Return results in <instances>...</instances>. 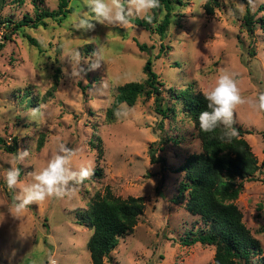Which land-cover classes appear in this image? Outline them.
Segmentation results:
<instances>
[{"label":"rangeland","instance_id":"374dc122","mask_svg":"<svg viewBox=\"0 0 264 264\" xmlns=\"http://www.w3.org/2000/svg\"><path fill=\"white\" fill-rule=\"evenodd\" d=\"M16 1L0 3V22L33 16L36 3L49 11L59 6V0ZM207 1L186 0L162 40L134 25L125 29L93 21L94 29L80 28L83 14L94 19L85 0H69L65 10L72 12L68 17L61 22L46 20L45 28L17 32L9 30L11 26L6 28L8 40L0 51V138L11 145V138L17 137V151L27 150L29 155L17 162L16 154L0 151V264H50V260L91 264L87 242L93 231L77 224L76 213L86 212L89 201L96 194L103 196L106 188L122 199L142 198L145 207L132 234L119 240L104 264L212 263V247L181 244L188 232H195L204 222L185 210L184 203L173 201L182 180V173L175 169L200 150L192 124L183 120L172 129L168 120L155 113L152 98H139L127 118L109 121L105 117L116 87L145 78L143 67L148 57L164 82L165 98L167 87L180 89L187 83L206 92L222 69L236 75L242 95L255 98L264 93V33L257 24L253 34L246 31L242 25L245 12L237 11L241 0H217L219 6L212 14L203 9ZM262 7L264 0H254V6H249L256 22L264 17ZM7 24L11 25H3ZM24 35L40 48L30 45ZM137 44L146 45L148 51L141 52ZM160 45L168 51L158 53ZM86 47L91 51L85 52ZM98 50L103 55L99 69L87 71L84 79L70 75L75 51L83 63L92 62ZM25 88L37 98L28 108L18 98ZM39 105L44 106L43 118L31 115V109ZM234 118L238 127L250 133L244 139L260 167L264 160V112L244 105L236 109ZM94 136L103 151L100 162L98 152L89 146ZM170 136L176 143H163ZM41 137L43 146L37 150ZM59 143L77 150L74 169L88 166L94 171L99 166L102 178L90 177L70 197L32 203L17 213L6 196L7 169L19 167L21 171L22 183L12 189L16 202L18 191L31 179L28 173L44 167ZM152 150L163 162L150 161ZM253 177L243 182L235 204L264 254V168Z\"/></svg>","mask_w":264,"mask_h":264},{"label":"trees","instance_id":"16d2710c","mask_svg":"<svg viewBox=\"0 0 264 264\" xmlns=\"http://www.w3.org/2000/svg\"><path fill=\"white\" fill-rule=\"evenodd\" d=\"M4 1L0 0V3L2 4ZM185 1L160 0L161 7L153 10L151 23L146 22L144 17H135L132 18L131 25L156 34L162 40L178 16L176 11L184 7ZM16 2L21 4L23 0ZM241 2L246 3L247 0H241ZM68 3L69 0H59L56 11H49L40 3L33 4V16L25 14L21 20L13 23L6 20L4 23L11 25L7 24L5 27L8 30L11 26L9 30L17 32L23 28H45L46 20L61 22L72 12V9L65 10ZM218 6L217 0H208L203 5V9L207 14H212L214 8ZM261 10H264V7ZM162 12L164 14L160 18ZM254 18L255 16L250 14L249 6L246 7L242 25L249 34H253L256 24L264 33V17L257 19L258 22ZM4 23L0 22L1 25ZM24 38L30 45L40 48L31 37L24 35ZM6 40H8V36L5 34L0 43V51L4 48ZM137 46L141 52L148 51L144 44H137ZM84 50L85 52L91 51L89 47ZM164 50L168 51V48L160 45L158 53H163ZM158 56L160 55L158 54ZM143 72L145 78L142 81L116 87L112 103L106 110L105 117L106 120L114 121L116 118L114 111L123 102H126L128 107H133L139 98L146 100L152 98L155 113L162 120H168L172 129H177L178 122L183 120L192 124L200 150L188 155L183 164L175 169V173H182V180L179 182L173 201L175 204L184 203L185 210L192 216L199 217L204 222V226L198 227L195 232H188L181 239V244L186 247L196 244L212 247L214 256L210 264H264V254L260 242L252 236L243 223L242 213L235 204L243 190V182L254 180L255 173L261 167L264 168V160L259 167L244 139V136L250 133L234 124L239 135L231 142H226L218 138L222 132L221 128L211 133L202 132L198 116L201 111L207 110V101L204 99L203 92L194 83H187L180 89L167 87L168 98H165L163 94L164 82L154 72L150 57L144 64ZM55 88L54 85L49 94ZM81 88L83 89L82 86ZM18 98L25 108L32 106L37 101V98L33 97L27 88L23 89ZM169 141L174 143L171 136L167 137L163 143L166 144ZM42 146L43 137L39 139L37 150H40ZM89 146L98 152V162H100L103 151L100 148L98 137L94 136L89 142ZM0 151L15 155L17 137L11 138V145H6L0 138ZM150 161L153 164L163 162L153 150L150 154ZM101 178V167L98 166L97 169H94L91 179ZM88 180L86 179L83 184ZM105 191L103 196L96 194L94 199L89 201L86 212L76 213L77 224L88 226L93 231L87 242L91 264H104V260L115 250L119 240L132 234L145 207L142 198L122 199L115 197L108 188ZM6 196L14 205L12 189H8Z\"/></svg>","mask_w":264,"mask_h":264},{"label":"clouds","instance_id":"9594fccd","mask_svg":"<svg viewBox=\"0 0 264 264\" xmlns=\"http://www.w3.org/2000/svg\"><path fill=\"white\" fill-rule=\"evenodd\" d=\"M86 7L94 16L93 20L88 18L87 13L79 20V27L86 31L95 27L93 21L120 26L127 29L131 25L134 17L143 16L146 22L151 23L153 10L161 7L160 0H85ZM254 6V0H247L246 3H239L237 11L241 14L246 7ZM229 14L234 15L231 9ZM95 59L92 62H81L79 51L73 53V63L70 66V75L79 79H84L87 71H95L101 67L103 60L102 50L93 53ZM83 65H88L86 69ZM240 82L236 75L226 69H222L217 76L215 85L203 93L207 101V110L200 112L198 116L199 127L202 132L211 133L221 128V141L231 142L239 135L234 127L235 113L239 106L247 105L255 111L264 112V93L257 97H246L242 95ZM43 105L31 109V115L43 118ZM134 109L128 107L126 102L121 103L114 111V115L119 118H127ZM27 150H18L15 156L17 162L28 157ZM78 152L74 148L68 147L64 143H59L57 150L50 156L44 167L28 173L30 180L16 195V202L13 207L17 213L22 212L28 205L36 202H43L49 198L70 197L79 190V186L86 179L93 175L91 167L82 166L78 170L72 166L74 158ZM21 171L19 167H10L6 171L5 182L8 189H16L22 182L20 180ZM50 264H56L55 260H50Z\"/></svg>","mask_w":264,"mask_h":264},{"label":"built area","instance_id":"2783aa9c","mask_svg":"<svg viewBox=\"0 0 264 264\" xmlns=\"http://www.w3.org/2000/svg\"><path fill=\"white\" fill-rule=\"evenodd\" d=\"M5 33H6V27L4 25H1L0 26V43L2 42Z\"/></svg>","mask_w":264,"mask_h":264}]
</instances>
